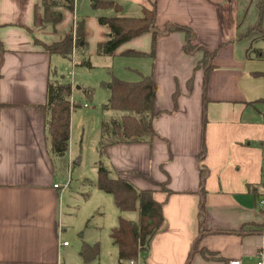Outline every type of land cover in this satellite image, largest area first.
I'll use <instances>...</instances> for the list:
<instances>
[{
    "label": "crops",
    "instance_id": "0c3cea01",
    "mask_svg": "<svg viewBox=\"0 0 264 264\" xmlns=\"http://www.w3.org/2000/svg\"><path fill=\"white\" fill-rule=\"evenodd\" d=\"M117 1L121 12L96 8L91 0L82 7L76 0L73 11L54 7L62 13L54 24L44 21L42 0H0V264H64L69 244L61 240V186L54 187L46 118L38 106L46 102L54 67L64 60L43 45L75 34L81 20L84 45L73 43L71 57L135 58L138 66L129 68L135 81L153 74L157 84L153 140L116 143L100 155L112 177L153 190L163 203L164 222L139 264H228L232 258L255 264L264 245V59L263 52L252 53L260 36L252 29L260 16L257 0ZM154 5L158 29L189 26L201 48L187 52L186 33L175 30L158 34L155 59L127 54L151 51L149 31L113 55L98 53L110 36L99 17H140ZM206 51L214 53L210 69L201 62ZM72 86L71 100L81 105ZM86 87L79 89L91 99ZM74 130L72 118L69 160ZM117 210L119 217L138 220L137 210Z\"/></svg>",
    "mask_w": 264,
    "mask_h": 264
},
{
    "label": "trees",
    "instance_id": "16d2710c",
    "mask_svg": "<svg viewBox=\"0 0 264 264\" xmlns=\"http://www.w3.org/2000/svg\"><path fill=\"white\" fill-rule=\"evenodd\" d=\"M76 0H42L45 16L44 21L58 23L62 18L60 11H54V7H67L74 10ZM96 8H112L121 12L123 6L117 0H91ZM260 18L264 13V0H257ZM156 7L143 8L140 17L128 16H101L102 24L110 27V36L107 41L99 43L97 51L100 55H113L124 43L149 31H153L152 48L149 53L129 52L127 54L150 57L155 59L156 38L158 34H167L175 30H183L186 33L184 49L192 53L201 48L194 44L196 32L189 26L177 23H168L165 29L160 30L156 25ZM259 28L263 33L261 23L255 24L252 29ZM75 39L78 47L84 45L85 22L76 23ZM74 34L70 33L61 41L53 44H44V48L51 54H58L63 58L72 56ZM212 52H205L201 62H205L210 69ZM85 63L90 64L89 61ZM193 79H190V87ZM157 84L153 74L142 75L138 81H128L113 78L110 84V97L103 105L110 116L104 118L101 123L99 151L103 156L107 146L122 142H150L157 135L154 128V119L160 114L155 111ZM73 86L63 76L50 75L47 89V99L44 105L38 106L45 114L46 134L48 148L54 161L64 160L68 156L71 138V115L75 105L71 103ZM177 94V93H176ZM175 94V95H176ZM205 154L203 147L201 157ZM98 186L101 190L110 193L114 197L115 204L121 213L138 211L137 221L119 217V223L111 231V238L118 247L119 264H130L131 260H139L141 254L147 250L152 236L158 231L164 222L163 203L154 197L151 189L140 190L129 180L123 177H112L110 169L99 160ZM205 172H202L204 179ZM203 208V205L201 206ZM100 254L99 244H85L82 256L85 263H90Z\"/></svg>",
    "mask_w": 264,
    "mask_h": 264
},
{
    "label": "rangeland",
    "instance_id": "374dc122",
    "mask_svg": "<svg viewBox=\"0 0 264 264\" xmlns=\"http://www.w3.org/2000/svg\"><path fill=\"white\" fill-rule=\"evenodd\" d=\"M88 1L79 0V4L81 7L87 6ZM259 18L256 24L261 23L264 27V13ZM254 33L260 36L254 41L253 56L259 57L263 52L260 57L264 59L263 33L259 28ZM58 59L56 57L54 61L58 62ZM87 59L90 64L85 63L86 59L79 55L64 58L63 65H58L62 68V73L60 74L57 65L53 73L67 76L72 81L74 99L81 104L75 105L71 100L75 105L72 111V118H75L74 142L71 145L73 156L71 160L67 156L64 160L53 163L55 181L61 186L58 192L62 194L61 240L69 244L68 247H63L62 261L64 264H119L118 249L111 238L112 229L119 223V212L113 195L98 186L100 124L103 118L110 116L103 105L109 99L111 81L115 77L135 81L137 74L129 68L137 67L138 64L131 57H118L111 61L105 56L88 55ZM112 63V66L108 65ZM88 85L93 92L91 99L85 98L79 89L87 88ZM85 103L89 107L84 106ZM96 243L100 247L98 258L85 263L82 256L84 245Z\"/></svg>",
    "mask_w": 264,
    "mask_h": 264
},
{
    "label": "built area",
    "instance_id": "2783aa9c",
    "mask_svg": "<svg viewBox=\"0 0 264 264\" xmlns=\"http://www.w3.org/2000/svg\"><path fill=\"white\" fill-rule=\"evenodd\" d=\"M75 41H76V39H75V34H74V43H75ZM86 106H87V104H86ZM54 187L58 188V187H60V185L59 184H55ZM63 187H65V186H63ZM260 205L261 206H264V198L261 199ZM62 245L66 246V245H68V242L67 241H64L62 243ZM255 257H256L255 264H264V245L261 246L256 251ZM129 263L130 264H139V261L138 260H131ZM228 264H246V263L242 259H240V258H232V259H230L228 261Z\"/></svg>",
    "mask_w": 264,
    "mask_h": 264
},
{
    "label": "water",
    "instance_id": "95a60500",
    "mask_svg": "<svg viewBox=\"0 0 264 264\" xmlns=\"http://www.w3.org/2000/svg\"><path fill=\"white\" fill-rule=\"evenodd\" d=\"M109 87H110V85H109ZM77 162H80V160H78Z\"/></svg>",
    "mask_w": 264,
    "mask_h": 264
}]
</instances>
